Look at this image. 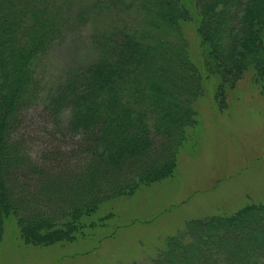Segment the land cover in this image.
I'll return each mask as SVG.
<instances>
[{
	"label": "trees",
	"instance_id": "obj_1",
	"mask_svg": "<svg viewBox=\"0 0 264 264\" xmlns=\"http://www.w3.org/2000/svg\"><path fill=\"white\" fill-rule=\"evenodd\" d=\"M194 3L217 95L249 68L263 74L264 0ZM189 4L0 0V241L13 218L27 245L74 242L102 203L174 174L188 130L197 127L194 102L203 90L181 29L192 19ZM87 26L90 62L45 81L48 55ZM40 100L67 130L91 136L71 168L57 169L53 155L33 158L16 135L21 112ZM263 263L264 204L253 203L187 222L151 262Z\"/></svg>",
	"mask_w": 264,
	"mask_h": 264
},
{
	"label": "rangeland",
	"instance_id": "obj_2",
	"mask_svg": "<svg viewBox=\"0 0 264 264\" xmlns=\"http://www.w3.org/2000/svg\"><path fill=\"white\" fill-rule=\"evenodd\" d=\"M189 8L192 19L181 23V29L203 90L194 102L197 127L188 130L174 174L102 203L83 220L84 234L74 242L27 245L15 219L8 218L0 241V264H151L165 240L184 232L187 222L228 216L246 204H264V73L249 68L225 96H218L219 79L203 65L194 0ZM90 32L88 26L71 31L66 42L48 55L45 81L59 80L66 70L90 62ZM50 108L40 100L24 109L16 135L33 158L53 155L61 161L55 164L57 169L71 168L91 144V136L67 130ZM106 215L111 217L98 224Z\"/></svg>",
	"mask_w": 264,
	"mask_h": 264
}]
</instances>
